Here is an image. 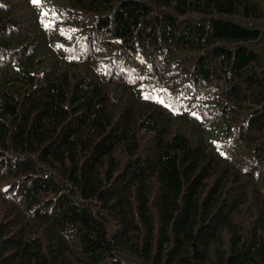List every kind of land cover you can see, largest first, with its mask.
Returning a JSON list of instances; mask_svg holds the SVG:
<instances>
[{
	"label": "trees",
	"instance_id": "trees-1",
	"mask_svg": "<svg viewBox=\"0 0 264 264\" xmlns=\"http://www.w3.org/2000/svg\"><path fill=\"white\" fill-rule=\"evenodd\" d=\"M0 264H264V0H0Z\"/></svg>",
	"mask_w": 264,
	"mask_h": 264
},
{
	"label": "snow or ice",
	"instance_id": "snow-or-ice-1",
	"mask_svg": "<svg viewBox=\"0 0 264 264\" xmlns=\"http://www.w3.org/2000/svg\"><path fill=\"white\" fill-rule=\"evenodd\" d=\"M33 2H35V0H33ZM45 27H48V25H45Z\"/></svg>",
	"mask_w": 264,
	"mask_h": 264
}]
</instances>
